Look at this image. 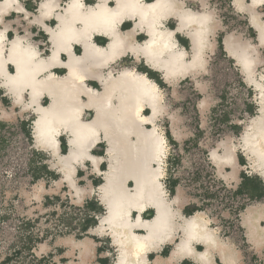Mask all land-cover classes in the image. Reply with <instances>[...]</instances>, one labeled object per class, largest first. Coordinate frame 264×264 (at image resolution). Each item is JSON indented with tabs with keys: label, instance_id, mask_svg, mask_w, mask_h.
I'll return each instance as SVG.
<instances>
[{
	"label": "bare ground",
	"instance_id": "obj_1",
	"mask_svg": "<svg viewBox=\"0 0 264 264\" xmlns=\"http://www.w3.org/2000/svg\"><path fill=\"white\" fill-rule=\"evenodd\" d=\"M19 1L0 0V15L19 9ZM108 1L98 0L93 6H85L81 0H70L64 15L56 16L55 29L47 32L51 42L48 57L40 56L37 48L24 38L8 39L6 29H0V88L22 110L34 112L35 148L54 156L53 168L61 174V181L66 182L77 201L94 191L99 196L106 212L98 216L99 224L90 233L111 237L118 249L116 264H148L146 250L171 241L177 233L179 240L172 258L192 256V242L199 240L204 251L196 257L206 264L211 250L223 246L218 230L204 212L182 217L174 205L177 198L169 199L160 181L169 150L154 124L165 109L161 90L150 77L134 70L109 71L107 62L126 51L141 54L173 84L204 71V52L209 49L207 37L218 21L213 11L203 8L195 12L183 8L177 0H155L147 5L142 0H112L113 6H108ZM232 3L238 11L248 14L249 24L258 35L257 43L264 46V19L256 12L264 6V0H232ZM56 7L55 0H43L40 11L50 15ZM169 16L176 19L177 29L185 30L191 42L188 58L177 47L172 33L163 28L162 20ZM126 20H137L135 28L145 30L149 38L143 45L131 44L129 33L120 32L119 26ZM94 30L108 38L106 47L89 41ZM69 40L82 44V56L71 53ZM224 46L241 68L245 82L255 91L258 109L257 115L244 124L239 138L217 142L209 150V160L219 171L222 164L235 168L234 153L241 150L249 161L247 169L264 178V71H257L259 56L251 43L231 33L225 38ZM60 53L67 56V62L63 63L67 74L63 77H57L51 70L61 65ZM8 65H12V72ZM90 75L96 76L100 90L86 85ZM80 94L86 96V102L80 101ZM46 96L49 104H39ZM205 104L203 99L200 106ZM85 108L92 110L93 116L81 120ZM146 108L150 110L148 115H144ZM63 130L69 134V150L60 155L58 139ZM101 139L106 144L107 161V169L100 172L103 183L95 190L86 191L75 184L76 168L89 161L97 169L103 158L93 156L90 151ZM129 182L132 187L127 186ZM146 208L153 209L155 214L151 220L143 221L141 213ZM133 211L136 216H131ZM261 219L264 220V208L247 206L241 224L260 239L264 232L258 224ZM134 229H143L144 233L137 234Z\"/></svg>",
	"mask_w": 264,
	"mask_h": 264
},
{
	"label": "crops",
	"instance_id": "obj_2",
	"mask_svg": "<svg viewBox=\"0 0 264 264\" xmlns=\"http://www.w3.org/2000/svg\"><path fill=\"white\" fill-rule=\"evenodd\" d=\"M42 1L43 0H20L19 9H13L0 15V29H6V35L8 39H15L17 37L24 38L37 48L40 56L48 57L49 55H51V42L48 36L49 33L47 32L49 30L55 29V26L57 24L55 23L57 22L56 16L58 14L64 15L63 11L70 0H55L57 7L50 15L40 11V4ZM97 1L98 0H81V2L85 6H93L95 5V3H97ZM154 1L155 0H142V3L147 5L152 4ZM177 1L182 4L183 8L190 9L195 12H201L203 8H206V4H208L209 0ZM107 4L108 6H113L114 2L112 0H109ZM256 12H258L257 9ZM242 13L249 17L246 12L243 11ZM260 15V18L264 19V13H260ZM135 23H137V20H126L121 26H119V30L121 33H129V41H131V44L135 46H141L148 40L149 37L142 27L135 28ZM162 24L164 29L172 33L173 40L176 42L177 47L182 49L186 53V58L190 57L191 42L185 30L177 29L178 22L176 21V19L172 16H169L168 18L162 20ZM76 26L79 27V24L77 23ZM210 31L211 32L207 37L209 49L204 52L206 62L204 71H201L194 76L184 78L196 82V88L198 87L197 89L203 92L206 91V87L202 85L199 86L200 84H198L197 82L202 75H208L209 73H211L212 68H208L210 66V61H212V58H218V60L220 58L224 59V64L227 65L228 68L232 66L236 71V74L244 80L241 68L237 66L234 58L226 52L224 46L225 38L231 33L236 35V37L239 36V38L243 41L245 40L255 46L256 52L259 56L258 62H260V65L264 64V57L261 58V55L264 53V46H260V44L257 43L258 35L256 31L250 26L249 18L248 25L244 26L240 31H228L225 29V27H222L219 22L215 24L214 29ZM69 41L68 42L70 43L72 50L71 53L78 57L82 56V44L77 40L76 42L75 40ZM89 41H92L91 43L95 46L97 45L98 47H106V45L108 44V38L104 35L100 36V34H96V30L91 32ZM58 59L61 65H57L51 70L57 77H63L67 74V69L65 66H63V63L67 62V56L64 53H60ZM107 63L109 65V71L113 70V72H118L123 68H128L134 70L139 74H144L148 78L150 77L149 79L153 82L155 81V84L161 90V96L163 99L161 103L165 106V109L157 117L155 121L156 123L154 122V124L157 128V131H159L160 134L164 136L168 146L181 144L190 136L191 127L180 117V102L182 101L185 93L181 92V86L179 85V83L184 79H179V83L177 81L173 84H170L165 80L164 74L160 70L151 66V64L147 62L143 55L135 54L131 51H126L119 58ZM8 70L10 72L13 71L12 65H8ZM86 85L95 90H100V84L98 80H96L95 75L88 76ZM214 98V94H207L205 92L203 98L199 101L198 111L200 113H204L205 111H207L214 102ZM79 99L83 103L87 100L86 96L83 94L79 95ZM203 99L206 100V104L201 107L200 102ZM39 104L48 105L49 98L47 96L42 97ZM1 112L12 113L13 115L10 117L16 118V120L20 121H22L23 114L33 113L34 115V112L31 109L22 110L20 104H14L0 88V113ZM148 114H150V110L146 108L144 110V115ZM92 116V110L85 108L83 110V116L81 117V120L90 119ZM145 127L151 128L152 126L146 125ZM32 130L33 125L30 127L29 133L32 148L44 154L46 161L50 162L52 173L55 176L61 178V174H59L56 168H53L52 166L54 162V156H52L48 152H42L35 148ZM235 134H239V128H236ZM68 138L69 134L63 130L61 132V136L58 139V153L60 155L68 153ZM102 140L103 139L99 141V144H95L90 151L93 156L103 158V160L98 162L97 169L96 166L89 161H84L76 168V172L74 175L76 179L75 184H77V186L79 187L84 188L86 191H90L91 189L95 190L96 187L103 183V176L100 172H103L107 169V161L104 154L106 144L104 143V140ZM231 140H233V138L228 136L224 141L230 142ZM234 156L235 168H232L226 164H222L221 170L219 171V169L214 166L210 160L209 161L211 165L216 168V174L220 179H222L226 184H229L232 187L236 188L237 192L246 193L253 200V205L250 207L264 208V178H262V176H260L258 173L254 174L253 172L247 171L249 161L247 157L241 152V150H237L234 153ZM168 163L169 159L167 158L165 171H162L163 177L160 181L167 197H169V199L171 200L177 198V202H175L174 205L177 208L179 214L184 218H188L190 216H193L196 212H203L197 207V204L195 202L196 200L191 195H189L187 191L183 187H181L179 183H177L176 180L172 179L171 176L168 175ZM65 183L66 182L62 181L61 185ZM81 183H83V185H80ZM127 186L132 187V183L129 182ZM84 199L90 202L89 205H86V210L90 209L92 212L96 213L95 221L91 220L89 225H84V234L86 236L82 239H59V241L56 243L57 246L51 248L48 253L54 257V261L56 264H116L118 249L112 242L111 237L106 236L107 234L103 235L90 233L91 228L99 224V220H97L98 216L106 212L105 207L95 191L92 195H85ZM154 214L155 211L153 209L146 208L141 213V219L143 221L151 220ZM131 216H136L134 211ZM207 217L211 221H213V223L211 222L212 227L218 230L216 224L214 223V219L210 218L209 216ZM259 221L260 222L258 224L264 228V220L261 219ZM241 227L243 239L245 240L244 247L242 248L234 240L225 238L218 234L217 236L222 242L223 246H221L220 249L211 250L210 258L208 259L206 264H264V232L262 233V238L256 239L247 232L246 225H244L243 222L241 224ZM133 231L137 234L144 233L143 229H134ZM178 240L179 234L177 233V235H175L171 241L163 243L164 245L160 244L155 248L146 250L145 258L148 264H202L198 259L199 257H196L200 256V254L204 251V244L199 240H194L192 242V256H177L175 258H172V252ZM85 246L87 250L84 248ZM57 247L61 248L62 250L60 254L55 250ZM229 252H231V254H229ZM225 254L227 256H225ZM247 256L251 257L250 261L247 259ZM170 258L172 259L170 260ZM166 260L169 261L167 262ZM160 261H162V263Z\"/></svg>",
	"mask_w": 264,
	"mask_h": 264
},
{
	"label": "rangeland",
	"instance_id": "obj_3",
	"mask_svg": "<svg viewBox=\"0 0 264 264\" xmlns=\"http://www.w3.org/2000/svg\"><path fill=\"white\" fill-rule=\"evenodd\" d=\"M206 8L228 31H240L248 25V17L233 6L232 0H209ZM257 11L264 13V6ZM210 68L211 73L197 82L206 87L204 92L190 79L179 83L185 93L180 117L191 127V133L181 144L169 145L167 155L168 175L196 200L199 210L205 204L189 187L200 179L198 172L205 168L216 171L208 160L209 150L228 136L239 137L258 109L253 88L232 66L228 68L224 59L212 58ZM257 71H264V64ZM205 92L215 98L211 107L200 113L198 104ZM12 115L0 113V264H56L49 250L59 239L84 238V225L95 221L96 213L86 210L89 201L84 197L77 201L67 184L61 185L44 154L32 148L29 133L33 113L23 114L22 121ZM236 128L239 134H235ZM55 250L62 252L59 247Z\"/></svg>",
	"mask_w": 264,
	"mask_h": 264
},
{
	"label": "built area",
	"instance_id": "obj_4",
	"mask_svg": "<svg viewBox=\"0 0 264 264\" xmlns=\"http://www.w3.org/2000/svg\"><path fill=\"white\" fill-rule=\"evenodd\" d=\"M197 174L200 175V179L189 189L198 194L201 204H205L201 211L214 219L221 236L243 246L241 215L253 200L246 193L237 192L236 188L226 184L217 176L216 171L213 173L205 168ZM194 175L191 173V176Z\"/></svg>",
	"mask_w": 264,
	"mask_h": 264
},
{
	"label": "flooded vegetation",
	"instance_id": "obj_5",
	"mask_svg": "<svg viewBox=\"0 0 264 264\" xmlns=\"http://www.w3.org/2000/svg\"><path fill=\"white\" fill-rule=\"evenodd\" d=\"M112 71H113V70H112ZM251 205H253V203H252V204H250L249 206H251ZM244 245H245V240L243 239V246H241V247L243 248V247H244ZM247 259L250 261L251 257L247 256Z\"/></svg>",
	"mask_w": 264,
	"mask_h": 264
}]
</instances>
